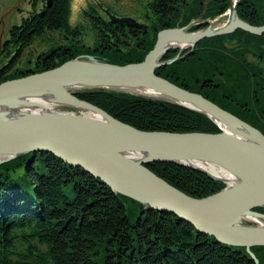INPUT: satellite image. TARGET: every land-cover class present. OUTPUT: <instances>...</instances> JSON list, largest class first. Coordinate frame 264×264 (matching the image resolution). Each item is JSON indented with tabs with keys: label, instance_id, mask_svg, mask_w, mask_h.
Wrapping results in <instances>:
<instances>
[{
	"label": "trees",
	"instance_id": "16d2710c",
	"mask_svg": "<svg viewBox=\"0 0 264 264\" xmlns=\"http://www.w3.org/2000/svg\"><path fill=\"white\" fill-rule=\"evenodd\" d=\"M202 1L191 0L185 8L184 23L203 10L202 15L215 16L229 4V0H207L204 6ZM154 3L158 8H165L163 0ZM70 5L71 0H51L42 15L36 13L10 29V38L0 50V82L57 66L80 54L93 55L88 45L77 38L83 31L95 32L105 22L98 19L94 9L88 8L82 14L87 22L73 25L69 22ZM238 8L241 18L250 24H264V0H241ZM257 8L263 12L261 19L255 11ZM180 12L167 19L169 26H174ZM54 30H64L72 37L68 53L52 54L49 49L42 54L38 67H16L37 37ZM156 32L141 34L133 53L121 54L114 48H100L103 52L96 56L114 64L141 61L154 45ZM243 33L261 38L244 29H236L231 34ZM189 57L159 67L156 73L178 85L183 78L201 79L210 69V52L201 59L191 58L184 65L183 61ZM216 81L218 91L208 98L264 133V120H253L247 110H237L233 105L234 100H251V79L236 72L222 75ZM191 85L192 91L203 94L198 84ZM76 94L141 130L220 131L204 113L169 101L99 89H85ZM145 166L192 197H204L224 187L223 182L187 165L157 160L148 161ZM255 210L262 212L264 207H255ZM251 251L258 257V264H264V245L252 246ZM0 264L255 263L244 246L216 241L213 235L198 231L172 212L152 207L144 209L141 202L111 191L82 167L70 165L42 150L21 153L0 163Z\"/></svg>",
	"mask_w": 264,
	"mask_h": 264
},
{
	"label": "water",
	"instance_id": "95a60500",
	"mask_svg": "<svg viewBox=\"0 0 264 264\" xmlns=\"http://www.w3.org/2000/svg\"><path fill=\"white\" fill-rule=\"evenodd\" d=\"M50 2L46 0V6ZM229 3V16L220 26L209 19L206 26L196 30H190V23L159 30L154 45L141 61L114 64L90 54L77 55L57 66L0 82V163L21 153L49 151L92 173L111 191L141 202L144 209L172 212L198 231L213 235L216 241L244 246L250 259L258 264L250 248L264 245V221L248 224L246 217L252 214L264 218V212L254 209L264 204V134L201 93L155 72L202 38L231 33L237 28L264 35V24L252 25L236 14L241 0ZM109 16L113 23L147 27L131 16L118 17L110 12ZM2 37L0 33V49ZM175 48L179 52L174 57L162 60L167 51ZM85 89L169 101L204 113L221 130H141L79 98L76 91ZM145 89L155 90L162 97L137 92ZM60 106L88 110L96 117L72 114ZM40 107V111H34ZM157 160L193 167L223 182L225 187L204 197H192L145 166ZM203 162L221 166L235 180L229 182L213 175L197 164Z\"/></svg>",
	"mask_w": 264,
	"mask_h": 264
},
{
	"label": "flooded vegetation",
	"instance_id": "af4514ba",
	"mask_svg": "<svg viewBox=\"0 0 264 264\" xmlns=\"http://www.w3.org/2000/svg\"><path fill=\"white\" fill-rule=\"evenodd\" d=\"M25 1L28 6L26 10L27 13L22 15L24 11L17 7L18 11L22 12L21 15L23 17H21V22L25 18L34 17L36 13L42 15L48 6H46V0ZM154 1L158 2L161 0H83L77 9L79 12L77 22L74 23L71 20V23L76 25L77 23L87 22L82 14L84 12L83 10H88V8L94 9L98 19L103 20L105 23H103L100 29L97 28L95 32H93L92 29L87 32L83 31L82 35L77 38V41H80L82 44H87L92 50L93 55L101 56L103 50L100 48H114L121 54H129L135 52L137 45L136 41L140 36L146 32L151 34V32L157 31V26L159 25L164 24L165 26L162 27L163 29L165 27H181L190 23L189 28L197 29L198 27L204 26L205 23L208 24V20L211 18L215 20L213 22L215 26H220L223 19L226 20L229 16L227 12L228 8H226L218 14H215V16L200 15L196 22H192V20H195L193 17L184 23L185 18L183 15L185 13V8L190 4L191 0H163L165 8L162 7V9L155 6ZM202 3H205V0L202 1ZM93 5L94 7H92ZM258 8L255 11L258 13V18L261 19L263 18V12L259 10L261 8ZM178 10L181 11L178 14L179 18L175 20L174 26H169L167 24V19L172 18L171 16H174L175 13L177 14ZM109 12L118 17L131 16L138 22L145 23L147 27L143 29L113 23L110 20ZM236 14L241 18L238 7ZM21 22L14 25L19 26ZM14 25L8 28L6 41L9 40V31ZM63 31H48V33L44 34V37L39 36L40 38H45V40L48 39V45H43L42 51L37 52L38 54H36L35 59L33 61L29 59L28 63L34 62L33 65L38 67L41 62L42 54L48 52L49 49L52 54L61 55L68 53L72 47V37ZM259 36H261V38L243 33L212 37V39L208 41L200 40L191 48L184 49L183 52L179 54V56H181L180 59L183 60L190 56L187 60L183 61L184 65L187 64L189 59H201L204 54H208L209 52L211 55V62L210 69L206 71L205 75H201V79H199L200 77H196L195 80L183 78L181 86L191 90V84L196 83L200 86L201 91L205 95L200 93L208 98L212 92L218 91L217 88H219V84L216 78L219 79L222 75L235 74L236 72L244 76L246 75L251 79V100L249 102L247 100H234V108L237 110H247L249 112V117L253 120H264V35ZM178 52V48H175L171 49L167 54L174 53L173 56H175Z\"/></svg>",
	"mask_w": 264,
	"mask_h": 264
},
{
	"label": "rangeland",
	"instance_id": "374dc122",
	"mask_svg": "<svg viewBox=\"0 0 264 264\" xmlns=\"http://www.w3.org/2000/svg\"><path fill=\"white\" fill-rule=\"evenodd\" d=\"M90 1V0H89ZM207 0H205L204 6H206ZM229 3V1H228ZM230 4V3H229ZM228 4V6H229ZM80 6V2H78V0H71V5H70V10H71V15H70V22L71 20L76 23L79 17V12H78V7ZM228 6L226 8H228ZM19 7L21 10L24 11V13L22 15H24L27 10V3L25 0H0V33L2 34V42L4 41L5 38H7L5 32H7L8 28L10 27V25H14V24H19L21 22V17H23L21 15L22 12L18 11ZM205 11L203 10V12H201L199 15H197L196 17H194V19H198V17H200V15H202ZM25 17V16H24ZM224 21V19H223ZM222 21V22H223ZM204 27V26H203ZM54 34V33H53ZM45 45H48V39L45 40V38H40L38 37L36 40L33 41V43L31 44L30 47H28L25 52L22 55V61L16 66L18 68L21 69H27V68H31L33 67V63L29 62L30 60H34L36 54H38L37 52L42 51L43 47ZM173 56V55H172ZM167 57L165 59L171 58ZM59 108L61 109H68V110H74V111H78L76 108H72V107H68V106H60ZM252 222L255 221H247L246 223L251 224Z\"/></svg>",
	"mask_w": 264,
	"mask_h": 264
},
{
	"label": "bare ground",
	"instance_id": "6f19581e",
	"mask_svg": "<svg viewBox=\"0 0 264 264\" xmlns=\"http://www.w3.org/2000/svg\"><path fill=\"white\" fill-rule=\"evenodd\" d=\"M137 92H139V93H143V94H147V95H149V96H156V97H162L161 96V94L159 93V92H157V91H155V90H153V91H151V90H148V89H145V90H142V91H140V90H138ZM33 101H39V99H36V98H34V99H32ZM47 106L46 107H48L49 108V104H46ZM41 108L42 107H40V108H36V109H34V111H40L41 110ZM77 109L78 111H74V110H68V109H65V111L66 112H69V113H72V114H75V113H77V114H81V115H88V116H94V117H96L95 116V114L93 113V112H90V111H88V110H82V109H79V108H77V107H74V109ZM220 122V121H219ZM221 124V123H220ZM222 125V124H221ZM223 126V125H222ZM198 165H200V166H202V167H205L206 169H208L213 175H218V176H222V177H224L225 179H228L229 180V182H232V181H234L235 180V178L233 177V175H231L229 172H227V170H225V169H223L221 166H219V165H216V164H211V163H205V162H203V163H197ZM249 221H260V222H262V221H264V218H259V217H257V216H255V215H252V214H249V215H247V217H246Z\"/></svg>",
	"mask_w": 264,
	"mask_h": 264
},
{
	"label": "clouds",
	"instance_id": "9594fccd",
	"mask_svg": "<svg viewBox=\"0 0 264 264\" xmlns=\"http://www.w3.org/2000/svg\"><path fill=\"white\" fill-rule=\"evenodd\" d=\"M78 2L82 3V2H83V0H78Z\"/></svg>",
	"mask_w": 264,
	"mask_h": 264
}]
</instances>
